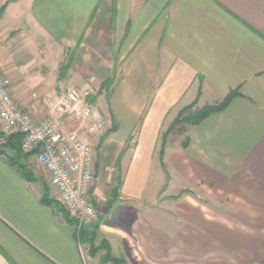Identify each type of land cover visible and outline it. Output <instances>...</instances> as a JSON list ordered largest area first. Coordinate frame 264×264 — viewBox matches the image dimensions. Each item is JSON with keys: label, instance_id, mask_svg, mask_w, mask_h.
<instances>
[{"label": "crops", "instance_id": "1", "mask_svg": "<svg viewBox=\"0 0 264 264\" xmlns=\"http://www.w3.org/2000/svg\"><path fill=\"white\" fill-rule=\"evenodd\" d=\"M0 66L34 121L73 87L109 124L91 231L75 232L34 153L21 170L0 155V264H84L81 246L100 264L264 263V0H0ZM230 92L160 159L184 108Z\"/></svg>", "mask_w": 264, "mask_h": 264}, {"label": "built area", "instance_id": "2", "mask_svg": "<svg viewBox=\"0 0 264 264\" xmlns=\"http://www.w3.org/2000/svg\"><path fill=\"white\" fill-rule=\"evenodd\" d=\"M88 83L92 94L103 90L92 76L88 77ZM85 95L76 88H67L61 97L48 100L51 114L36 122L14 101L10 82L0 66L1 133L4 137L19 135L21 152L35 154L37 163L49 174L50 185L57 191L59 202L78 234L92 227L98 219L97 209L90 199L95 175L94 148L84 131L63 130L58 120L63 116L90 120L91 128L101 132L107 121L100 112L83 103ZM81 254L86 264L88 249L81 246Z\"/></svg>", "mask_w": 264, "mask_h": 264}, {"label": "trees", "instance_id": "3", "mask_svg": "<svg viewBox=\"0 0 264 264\" xmlns=\"http://www.w3.org/2000/svg\"><path fill=\"white\" fill-rule=\"evenodd\" d=\"M234 95L235 92H230L222 102L213 105H207L195 111L191 110L192 106L184 108L180 116L176 118V120L162 133L160 137V159L163 158L165 147L168 143L171 134L184 133L186 136L181 142L180 146L182 148H185L189 140L186 134L188 129L192 126L199 124L202 120H204L212 113H216L223 110ZM0 155L6 157V159L12 166H16L19 170H21L22 166L19 165V156L21 155L20 136L13 135L10 137H4L3 134L0 133ZM43 201L45 202V199ZM117 264H124V262L117 261Z\"/></svg>", "mask_w": 264, "mask_h": 264}, {"label": "rangeland", "instance_id": "4", "mask_svg": "<svg viewBox=\"0 0 264 264\" xmlns=\"http://www.w3.org/2000/svg\"><path fill=\"white\" fill-rule=\"evenodd\" d=\"M97 111V110H96ZM99 112V111H98ZM101 114V113H100ZM180 114H181V112L179 113V115H178V117L180 116ZM103 116V115H102ZM177 117V118H178ZM103 118H104V116H103ZM105 119V118H104ZM106 121H107V119H105ZM80 121H81V119H80ZM82 123H83V121H82ZM107 125H109L108 124V121H107V124H106V126L102 129V131L101 132H97V131H94L92 128H90V131H88V133H87V135L86 134H84V136L86 137V138H88V140L90 141V143L92 144V146H93V148H94V154H95V168H94V171H96V158H97V145H98V143H97V141L99 140V138L100 139H103L104 138V136L106 135V132H107V130H106V127H107ZM81 126L82 127H85L86 126V124H81ZM87 127V126H86ZM0 133H1V129H0ZM187 134V133H186ZM185 134L184 133H180V134H175V133H173V134H171V136L169 137V140H168V143H167V145L166 146H168L169 144L170 145H172V146H175V145H177V146H180V144H181V142L184 140V138H185ZM96 142V143H95ZM181 147V146H180ZM182 148V147H181ZM52 187V186H51ZM58 199H59V197H58ZM65 210V209H64ZM93 227V226H92ZM92 227L91 228H89L88 230L89 231H91L92 230ZM86 264H100V261H99V258H97V261H90V260H88L87 258H86V262H85Z\"/></svg>", "mask_w": 264, "mask_h": 264}]
</instances>
